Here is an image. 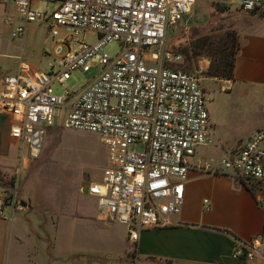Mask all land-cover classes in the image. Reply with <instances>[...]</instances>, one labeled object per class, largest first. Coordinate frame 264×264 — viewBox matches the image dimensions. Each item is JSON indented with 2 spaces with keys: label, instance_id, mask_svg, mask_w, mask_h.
<instances>
[{
  "label": "built area",
  "instance_id": "built-area-1",
  "mask_svg": "<svg viewBox=\"0 0 264 264\" xmlns=\"http://www.w3.org/2000/svg\"><path fill=\"white\" fill-rule=\"evenodd\" d=\"M38 1L0 0V26L9 28L11 38L23 36L25 24L40 19L48 30L42 49L45 70L18 57L16 71L2 78L0 114L8 118L9 136L19 152L25 148L28 158L38 156L58 109L61 127L96 134L106 148L105 166L85 193L95 198L97 219L122 225L130 241L142 230L174 224L189 170L229 172L255 184L257 202L264 206V127L220 157L196 156L214 141L207 97L200 72L177 68L182 55L166 46L169 28L196 0H45L57 1L48 14L33 9ZM205 1L264 11V0ZM6 3L23 23L12 24ZM78 31L94 41H78ZM110 42L119 45L112 57L103 52ZM93 67L97 71L81 91L64 88L55 94L54 84ZM135 143L142 151L129 150ZM261 246L260 234L237 241L232 257L250 261Z\"/></svg>",
  "mask_w": 264,
  "mask_h": 264
},
{
  "label": "crops",
  "instance_id": "crops-1",
  "mask_svg": "<svg viewBox=\"0 0 264 264\" xmlns=\"http://www.w3.org/2000/svg\"><path fill=\"white\" fill-rule=\"evenodd\" d=\"M250 15L247 22L242 23L244 28L237 30L239 50L233 80L203 75L208 66L206 60L196 71L200 72L206 96L207 86L203 83L217 85L221 91L236 88L241 95L259 96L264 110V11ZM256 15L258 20L253 27L250 19ZM7 74L0 70V90L2 78ZM208 114L218 152L206 156L199 152L204 149L201 147L196 156L220 157L224 149L219 143L215 120ZM262 127L264 123L251 129L249 135ZM20 152L9 136L8 118L0 114V184L9 177L15 178L19 166L27 164ZM15 181L18 182L17 177ZM259 193L255 184L245 183L229 172L203 174L189 170L181 209L173 217L172 226L142 230L135 241H130L122 225L102 222L95 215L98 223L92 230L96 249L92 253L88 251L89 224L81 226L71 247L64 251L57 244V233L47 228L42 230L41 223L34 228L14 222L11 214L3 209L0 193V264H264V206L257 202ZM257 234L262 235V246L254 259L232 257L237 241L249 240ZM108 253L114 256L113 261L105 257Z\"/></svg>",
  "mask_w": 264,
  "mask_h": 264
},
{
  "label": "rangeland",
  "instance_id": "rangeland-1",
  "mask_svg": "<svg viewBox=\"0 0 264 264\" xmlns=\"http://www.w3.org/2000/svg\"><path fill=\"white\" fill-rule=\"evenodd\" d=\"M56 5L57 1L39 0L33 5V9L48 14ZM5 7L13 25L23 23L11 3H6ZM252 12L242 11L235 6L196 0L189 13L171 26L166 36V46L180 53L183 58L182 63L176 67L195 72L200 63L204 60L208 62V59H191L189 63L184 60L183 52L191 38L211 29L218 33L230 29L237 32L240 27L244 28L242 23L247 22ZM257 20V15L250 19L253 27ZM47 34L48 30L42 19L25 24L23 36L16 38L10 37L9 28L0 26V70L3 73H14L17 58L21 57L31 67L44 71L46 58L42 49ZM74 35L78 41H94L92 35L82 31ZM103 52L112 57L119 52V45L110 42L104 46ZM96 71L97 67L87 72L75 70L63 84H54L53 90L57 95L63 94L64 88L77 93ZM203 85L207 86V110L215 120L219 143L224 149L219 155L222 156L228 153V149L239 147L251 129L263 125V105L256 94L241 95L236 88L221 91L217 85ZM61 121L62 112L58 109L54 115L53 127L46 128L42 147L36 158H28L26 149H21V158L27 159V164L25 167L19 166L17 183L11 179L14 178L12 176L7 179L9 185L0 184L2 198H12L11 205H3V209L11 214L14 222L25 223L34 228L41 223L42 230L47 228L52 230V233H57L54 234L57 244L64 251L71 247L81 226L89 224L88 251L92 253L96 249L93 244L95 237L92 226H96L98 222L95 219V199L85 193V186L100 179L105 166L106 148L96 134L63 128ZM202 148L204 149L199 152L202 151L206 156L218 152L214 141ZM142 149L143 146L138 143L129 146V150L134 152H140ZM20 202L24 203V208ZM55 227L56 231L53 230ZM105 257L111 261L115 259L110 253Z\"/></svg>",
  "mask_w": 264,
  "mask_h": 264
},
{
  "label": "trees",
  "instance_id": "trees-1",
  "mask_svg": "<svg viewBox=\"0 0 264 264\" xmlns=\"http://www.w3.org/2000/svg\"><path fill=\"white\" fill-rule=\"evenodd\" d=\"M227 9V8H223ZM239 50L238 34L234 30H226L222 33L213 29L193 36L184 53V60L200 58L208 59V66L203 75L218 80H233V69L236 55ZM2 184L9 185L5 180ZM11 196L3 199L2 205H11Z\"/></svg>",
  "mask_w": 264,
  "mask_h": 264
},
{
  "label": "water",
  "instance_id": "water-1",
  "mask_svg": "<svg viewBox=\"0 0 264 264\" xmlns=\"http://www.w3.org/2000/svg\"><path fill=\"white\" fill-rule=\"evenodd\" d=\"M20 205H21V206H24V203H23V202H20Z\"/></svg>",
  "mask_w": 264,
  "mask_h": 264
}]
</instances>
